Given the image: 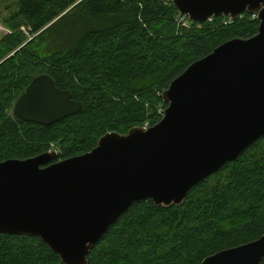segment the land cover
Here are the masks:
<instances>
[{
  "label": "trees",
  "instance_id": "trees-1",
  "mask_svg": "<svg viewBox=\"0 0 264 264\" xmlns=\"http://www.w3.org/2000/svg\"><path fill=\"white\" fill-rule=\"evenodd\" d=\"M6 9L0 162L51 149L58 162L93 150L109 132L156 125L173 80L225 42L253 37L260 25L246 12L183 26L173 0H15ZM41 74L70 90L82 110L52 125L16 117V101ZM263 235L264 137L181 205L135 202L91 249L88 264H202ZM0 264L64 263L38 236L0 232Z\"/></svg>",
  "mask_w": 264,
  "mask_h": 264
},
{
  "label": "water",
  "instance_id": "water-1",
  "mask_svg": "<svg viewBox=\"0 0 264 264\" xmlns=\"http://www.w3.org/2000/svg\"><path fill=\"white\" fill-rule=\"evenodd\" d=\"M191 21L258 12L259 31L192 63L163 93V118L109 132L97 146L58 162L56 151L0 162V232L35 235L64 264H88L91 249L135 203L181 205L202 180L264 137V0H173ZM83 108L48 74L14 105L24 121L52 125ZM264 235L202 264H261Z\"/></svg>",
  "mask_w": 264,
  "mask_h": 264
},
{
  "label": "rangeland",
  "instance_id": "rangeland-1",
  "mask_svg": "<svg viewBox=\"0 0 264 264\" xmlns=\"http://www.w3.org/2000/svg\"><path fill=\"white\" fill-rule=\"evenodd\" d=\"M14 2H15V0H0V38L3 35H6L9 33V30L4 26V24L2 23L1 20L8 14V11L6 9L7 4H13ZM252 18L258 19V12L257 11H256V13L252 14ZM165 110H164V113H165ZM145 128H149V127L145 126ZM52 151H56L58 153V151L55 149L50 150V152H52Z\"/></svg>",
  "mask_w": 264,
  "mask_h": 264
},
{
  "label": "built area",
  "instance_id": "built-area-1",
  "mask_svg": "<svg viewBox=\"0 0 264 264\" xmlns=\"http://www.w3.org/2000/svg\"><path fill=\"white\" fill-rule=\"evenodd\" d=\"M240 16H242V15H240ZM213 17L214 16L208 18V21H212ZM177 21L183 26H188L190 24V22H191V20L189 19V16L187 14H182V13H179Z\"/></svg>",
  "mask_w": 264,
  "mask_h": 264
}]
</instances>
